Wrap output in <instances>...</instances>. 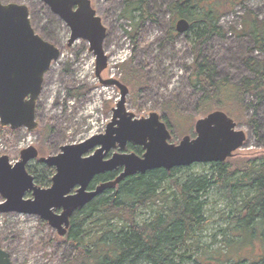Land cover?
I'll use <instances>...</instances> for the list:
<instances>
[{"label":"rangeland","instance_id":"rangeland-1","mask_svg":"<svg viewBox=\"0 0 264 264\" xmlns=\"http://www.w3.org/2000/svg\"><path fill=\"white\" fill-rule=\"evenodd\" d=\"M0 1L26 5L35 32L60 49V57L52 62L44 75L36 102L37 128L29 132L22 127L13 134L0 130V156L7 155L10 162L14 163L19 158L20 150L29 145L35 146L40 156L55 155L63 145L77 143L103 132L101 126L110 120L111 109L119 99V89L100 85L87 42L79 39L68 46L67 27L40 0ZM91 1L102 16L107 33L103 49L108 56V66L101 72V76L108 78L113 75V78L120 80L124 73L121 63L131 58V67L136 70L142 68L144 77L136 75L138 83L133 88L126 84V109L136 118L146 117L150 112L160 115V107L165 100L173 99L178 109L170 131V142L177 143L184 135L194 137V123L204 115L196 111L195 98L189 95L191 89L188 86L186 67L193 60L192 51L184 35L177 33L173 40L168 39L167 31L178 19L168 12L167 5L172 0H148L147 12L154 19L143 22L136 11L132 13L134 19L131 22L123 16L125 0ZM248 12L257 20L264 21V0H250L245 8L237 6L234 13L222 17L220 24L226 31L224 39L213 37L202 49V54L216 66L218 77H226L230 83H237L248 74L239 60L247 46L245 38L239 35L246 28ZM134 29L138 31L135 43L132 44L131 36L126 31L132 35ZM117 50L124 55L119 62L112 58ZM250 100V97L246 98V102ZM253 113L249 109L235 120L232 117L238 129L245 132L246 142L226 159L231 169L244 165L247 160H255V163L264 160V101L257 106L256 127L247 121ZM131 151L127 145L124 152ZM27 166L33 167L35 171L42 168L37 159L28 162ZM215 167L214 163H194L172 170L171 176L167 178L179 183L204 179L212 175ZM53 174L46 172L37 185L49 187ZM166 185H169L168 182H165ZM171 189L166 192L170 193ZM205 191V195L199 194L197 202L200 203L206 223L196 231V237L206 247V253L215 257L218 248L224 247V254H219L217 260L251 262L264 257L260 229L253 238L247 233H237L239 237L236 244L226 243L223 246L224 238L232 237L227 230L229 220L223 215L231 216L234 202L243 196L241 190H235L234 194L227 196L216 184H208ZM30 197V192L25 193L24 198ZM155 208V205L143 208L137 220L149 218ZM0 246L10 254L11 264H62L74 251L65 236H58L38 216L17 213L0 214Z\"/></svg>","mask_w":264,"mask_h":264},{"label":"trees","instance_id":"trees-1","mask_svg":"<svg viewBox=\"0 0 264 264\" xmlns=\"http://www.w3.org/2000/svg\"><path fill=\"white\" fill-rule=\"evenodd\" d=\"M248 1L172 0L167 8L172 16L185 18L190 24L182 35L193 54V60L186 69L191 89L189 95L195 98L196 111L205 115L219 109L235 120L252 109L254 113L247 121L256 127L257 106L264 101V21L257 20L248 12L246 28L239 35L247 43L239 60L248 74L237 83L218 77L214 63L202 54L203 47L213 37L224 39L226 31L220 24L221 18L234 13L237 6L245 8ZM125 3L123 16L130 22L135 11L142 22L154 19L147 12L148 0H125ZM174 26L171 24L167 31L169 40L177 35ZM137 31L134 29L132 35L126 31L132 44ZM131 64V58L121 63L124 73L120 80L133 88L138 83L136 75L144 77V72L142 68L134 69ZM248 97L251 100L246 102ZM165 102L160 107V119L172 132L178 107L173 99ZM0 130L13 134L18 129L0 126ZM128 148L136 154L142 152L140 146L128 144ZM214 165L212 175L204 179L179 183L168 179L171 171L179 167L169 171L157 168L127 176L115 187L105 190L72 214L64 236L71 242L74 251L62 264H264V257L251 262L217 260L219 254H224V247L218 248L216 256L212 257L209 252L206 253L200 238L196 237V231L206 223L197 202L199 194H206L208 184H216L227 196L234 194L235 190H241L243 194L239 201L234 202L231 216L223 215L229 220L227 230L232 236L224 238L223 246L226 243L236 244L237 233H247L253 238L259 229L264 242V160L259 163L247 160L234 169L227 160ZM41 166L39 171L26 166L36 184L41 183L46 172H54L52 167L43 163ZM118 173V169L107 171L96 175L92 182L113 179ZM165 182L169 185L164 186ZM170 188V193L166 192ZM149 205L156 207L152 215L138 221V214ZM206 254L207 257L202 258Z\"/></svg>","mask_w":264,"mask_h":264},{"label":"water","instance_id":"water-1","mask_svg":"<svg viewBox=\"0 0 264 264\" xmlns=\"http://www.w3.org/2000/svg\"><path fill=\"white\" fill-rule=\"evenodd\" d=\"M68 27L67 45L82 39L95 58V76L103 86L119 89V99L102 133L60 147L55 155L39 156L35 146L19 152L11 163L0 156V213L35 215L58 236L66 235L72 214L125 177L162 168L169 171L194 163H221L246 142V134L224 111L216 109L194 123L195 136L184 135L170 142L168 126L157 112L136 118L125 107L128 87L118 79L103 78L108 57L103 49L106 27L90 5V0H40ZM185 18H178L175 31L189 29ZM60 49L38 35L31 25L24 4L0 1V125L11 130L37 128L36 102L43 78ZM127 144L140 146L142 153L124 152ZM111 152V153H110ZM108 154L109 157H106ZM37 159L54 169L49 187L34 182L26 165ZM120 169L110 180L96 183V175ZM30 192V198H24ZM0 264H11L10 254L0 246Z\"/></svg>","mask_w":264,"mask_h":264},{"label":"built area","instance_id":"built-area-1","mask_svg":"<svg viewBox=\"0 0 264 264\" xmlns=\"http://www.w3.org/2000/svg\"><path fill=\"white\" fill-rule=\"evenodd\" d=\"M128 54V53H127ZM123 57H124V55H123V53L121 52V51H118L117 50V52H115V54L113 55V59H115V61L116 62H119V61H122L123 60ZM111 57H109V59H110ZM92 60H93V63H94V58H92ZM109 77H113V75H111V76H109ZM105 88V87H104ZM101 128L102 129H104L105 128V124H103L102 126H101Z\"/></svg>","mask_w":264,"mask_h":264},{"label":"flooded vegetation","instance_id":"flooded-vegetation-1","mask_svg":"<svg viewBox=\"0 0 264 264\" xmlns=\"http://www.w3.org/2000/svg\"><path fill=\"white\" fill-rule=\"evenodd\" d=\"M90 5H91V7L95 10V14L97 15V16H99L100 17V19H101V22H102V24H104L103 23V18H102V16L101 15H99L98 14V12H97V10H96V8H95V6L93 5V2L90 0ZM51 12V11H50ZM52 13V12H51ZM54 14V13H53ZM55 15V14H54ZM59 20H61L57 15H55ZM62 21V20H61ZM63 22V21H62ZM64 23V22H63ZM65 24V23H64ZM65 26H66V24H65ZM67 27V26H66ZM67 29H68V27H67ZM35 31V30H34ZM68 31H69V29H68ZM106 35H107V33H106ZM106 35H105V38H106ZM105 38H104V40H105ZM79 40V39H78ZM104 40H103V43H104ZM128 145V144H127ZM109 155L110 154H108L106 157H109ZM119 170V172H120V169H118ZM114 171V170H113ZM96 183H94V182H92V186H94Z\"/></svg>","mask_w":264,"mask_h":264}]
</instances>
